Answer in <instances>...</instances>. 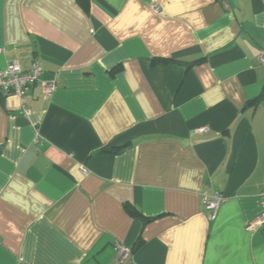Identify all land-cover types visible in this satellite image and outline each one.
Returning a JSON list of instances; mask_svg holds the SVG:
<instances>
[{"label":"crops","instance_id":"1","mask_svg":"<svg viewBox=\"0 0 264 264\" xmlns=\"http://www.w3.org/2000/svg\"><path fill=\"white\" fill-rule=\"evenodd\" d=\"M263 51L264 0H0V264H264Z\"/></svg>","mask_w":264,"mask_h":264},{"label":"built area","instance_id":"2","mask_svg":"<svg viewBox=\"0 0 264 264\" xmlns=\"http://www.w3.org/2000/svg\"><path fill=\"white\" fill-rule=\"evenodd\" d=\"M151 7L157 12L160 10L157 3H152ZM259 61L264 65V51L260 53ZM41 71L42 67L37 59L32 61L28 69H23L18 61L15 60L7 63L3 67L0 66V94L16 95L22 110L27 113V109L25 108V95L33 83L39 81V74ZM41 86L45 93H50L56 88L57 84L54 80H50L42 81ZM201 130H205V127H201ZM82 170L84 169L82 168ZM225 199V195L219 191L203 195L202 201L207 209V218L209 220H214L216 218L218 210ZM259 208L257 216L250 222V226L252 227L264 224V193ZM116 248L118 251V261H122L130 252L129 247L126 245L117 244Z\"/></svg>","mask_w":264,"mask_h":264},{"label":"trees","instance_id":"3","mask_svg":"<svg viewBox=\"0 0 264 264\" xmlns=\"http://www.w3.org/2000/svg\"><path fill=\"white\" fill-rule=\"evenodd\" d=\"M262 97H264V88H263V91L261 92V95H259L257 98H262ZM102 150L103 151H114L115 149L114 148H105V149H102ZM137 243H138V241L136 242V245H137Z\"/></svg>","mask_w":264,"mask_h":264}]
</instances>
